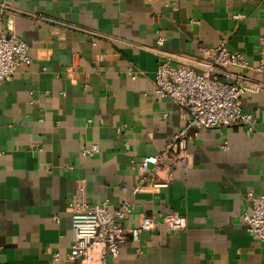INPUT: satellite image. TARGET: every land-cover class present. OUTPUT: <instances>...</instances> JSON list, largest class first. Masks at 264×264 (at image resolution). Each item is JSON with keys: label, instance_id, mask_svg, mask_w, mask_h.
Returning <instances> with one entry per match:
<instances>
[{"label": "crops", "instance_id": "crops-1", "mask_svg": "<svg viewBox=\"0 0 264 264\" xmlns=\"http://www.w3.org/2000/svg\"><path fill=\"white\" fill-rule=\"evenodd\" d=\"M3 31L33 62L0 84V264H64L81 185L92 204L132 202L127 228L144 216L186 219L180 232L159 224L139 244L128 237L107 264H264V243L241 221L246 195L264 194L263 75L247 73L262 89L242 97L252 132L189 128L186 165L153 173L171 175L169 186L137 189L138 164L185 126L179 106L153 95L159 64L199 60L226 40L258 65L264 0H0Z\"/></svg>", "mask_w": 264, "mask_h": 264}, {"label": "built area", "instance_id": "built-area-1", "mask_svg": "<svg viewBox=\"0 0 264 264\" xmlns=\"http://www.w3.org/2000/svg\"><path fill=\"white\" fill-rule=\"evenodd\" d=\"M158 43L163 45L164 40L159 39ZM261 48L264 52V34ZM32 62L29 47L22 38L11 31L0 32V84L11 82L21 66H30ZM196 68L202 71L198 72ZM219 70H226L228 74L222 77ZM250 71L264 76V58L258 65L251 66L244 54L228 50L226 40L213 50L204 49L199 60L159 64L153 95L158 100L169 99L179 106L185 115V126L168 139L159 154L146 156L138 164L141 173L138 190L146 187L159 190L169 186L171 175L166 182H156L152 179L153 173L164 169L167 162L186 165L187 147L193 140L189 128L212 130L237 126L247 132L253 131L256 119L243 111L242 97L258 94L262 88L251 82L247 76ZM128 74L136 79L132 69ZM98 151L99 147L94 145L83 154L93 156ZM245 201L247 208L241 221L252 236L264 243V194L250 192ZM109 207L108 203H90L85 187L78 188L69 203L73 240L64 264H107L109 257H119L128 237L139 244L142 233L157 230L159 224L171 233L186 229V219L179 214L144 216L136 227L127 228L125 223L134 212L132 202L125 199L116 209ZM137 252L141 253L140 247Z\"/></svg>", "mask_w": 264, "mask_h": 264}]
</instances>
